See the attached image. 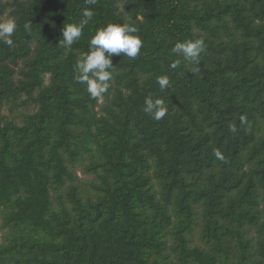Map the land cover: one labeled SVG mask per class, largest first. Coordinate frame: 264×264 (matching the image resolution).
Segmentation results:
<instances>
[{"label":"trees","instance_id":"16d2710c","mask_svg":"<svg viewBox=\"0 0 264 264\" xmlns=\"http://www.w3.org/2000/svg\"><path fill=\"white\" fill-rule=\"evenodd\" d=\"M88 8L82 37L61 47ZM7 11L0 264H218L212 251L232 264L228 237L240 264L254 241L264 264V0L0 2ZM109 23L136 26L143 47L112 57L109 91L93 99L74 68ZM186 39L205 42L198 66L171 52ZM149 95L168 109L160 121L144 112Z\"/></svg>","mask_w":264,"mask_h":264},{"label":"clouds","instance_id":"9594fccd","mask_svg":"<svg viewBox=\"0 0 264 264\" xmlns=\"http://www.w3.org/2000/svg\"><path fill=\"white\" fill-rule=\"evenodd\" d=\"M89 4H95L96 0H87ZM95 13L91 8L83 11V18L77 23H68L63 26L62 39L59 42L61 47L71 49L83 35L87 24L93 19ZM25 30H30L31 25L25 24ZM17 29L16 22L9 19L6 22H0V40L8 46H12V35ZM139 29L134 25L109 23L105 27L96 30L95 34L89 40L87 52H82L77 60L74 71L76 82L85 85V91L93 99H102L103 95L108 93L112 80V57L123 54L129 58L135 59L143 47V41L138 35ZM206 45L203 39H186L176 42L171 48V52L177 56H182L187 62L193 65H199L201 53ZM179 61L171 66L176 68ZM194 71L198 68H194ZM156 83L163 91L169 86V77L167 75L157 76ZM144 112L156 121L162 120L168 109L164 100L153 98L151 95L144 100ZM241 124L247 123L245 117H241ZM251 126L249 125V128ZM230 131L236 132L235 124L229 126ZM215 156L223 160L224 157L219 150H215Z\"/></svg>","mask_w":264,"mask_h":264},{"label":"rangeland","instance_id":"374dc122","mask_svg":"<svg viewBox=\"0 0 264 264\" xmlns=\"http://www.w3.org/2000/svg\"><path fill=\"white\" fill-rule=\"evenodd\" d=\"M7 0H0V2H5ZM11 19L9 17V12L7 11L5 14H0V22H6L7 20ZM26 111L21 109V112ZM18 112V111H17ZM5 114L9 115V112L7 110H5ZM77 174L79 175L80 178L86 180V181H93L95 180V177L93 175H85L83 174L81 168H78L76 170ZM83 189L85 188H89L86 185L82 186ZM90 190V196L94 197L95 192L93 191V189H89ZM253 236V234L251 235ZM195 244H201L198 240V238L196 237L195 239ZM223 247L226 248L227 252H228V256H229V263L232 264H240L239 263V253H238V249H237V245L235 240L232 237H228L223 241ZM249 252L252 254V259L248 264H253V262H257V261H261L259 255H258V246L257 243L254 241L251 243V247ZM211 254H213L217 260H218V264H224L223 263V256L220 252H216V251H212Z\"/></svg>","mask_w":264,"mask_h":264}]
</instances>
